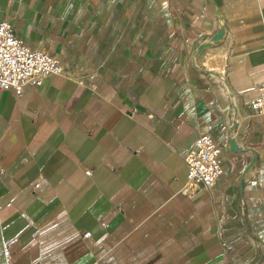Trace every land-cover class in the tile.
Instances as JSON below:
<instances>
[{
	"label": "crops",
	"instance_id": "crops-1",
	"mask_svg": "<svg viewBox=\"0 0 264 264\" xmlns=\"http://www.w3.org/2000/svg\"><path fill=\"white\" fill-rule=\"evenodd\" d=\"M1 22L65 71L0 90V264H264V0H0ZM203 133L212 190L188 188Z\"/></svg>",
	"mask_w": 264,
	"mask_h": 264
},
{
	"label": "built area",
	"instance_id": "built-area-1",
	"mask_svg": "<svg viewBox=\"0 0 264 264\" xmlns=\"http://www.w3.org/2000/svg\"><path fill=\"white\" fill-rule=\"evenodd\" d=\"M64 71L55 56L26 46L9 23H0V90H14L20 95L27 85L40 86L45 78L62 75ZM250 104L256 113H264V80ZM185 161L190 189L212 190L223 173L222 149L207 133L199 136ZM39 187V183L35 185L36 189ZM84 238L90 239L91 234L85 233Z\"/></svg>",
	"mask_w": 264,
	"mask_h": 264
},
{
	"label": "bare ground",
	"instance_id": "bare-ground-1",
	"mask_svg": "<svg viewBox=\"0 0 264 264\" xmlns=\"http://www.w3.org/2000/svg\"><path fill=\"white\" fill-rule=\"evenodd\" d=\"M202 49V48H201ZM221 66V65H220Z\"/></svg>",
	"mask_w": 264,
	"mask_h": 264
},
{
	"label": "water",
	"instance_id": "water-1",
	"mask_svg": "<svg viewBox=\"0 0 264 264\" xmlns=\"http://www.w3.org/2000/svg\"><path fill=\"white\" fill-rule=\"evenodd\" d=\"M261 264H262V262H261Z\"/></svg>",
	"mask_w": 264,
	"mask_h": 264
}]
</instances>
